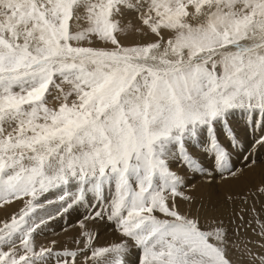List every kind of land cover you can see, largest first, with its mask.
I'll use <instances>...</instances> for the list:
<instances>
[{
	"label": "snow or ice",
	"instance_id": "6c2138e0",
	"mask_svg": "<svg viewBox=\"0 0 264 264\" xmlns=\"http://www.w3.org/2000/svg\"><path fill=\"white\" fill-rule=\"evenodd\" d=\"M259 148L264 0H0V264H126L129 242L137 264H264V204L226 223L191 183L239 180ZM81 204L73 246L37 243Z\"/></svg>",
	"mask_w": 264,
	"mask_h": 264
},
{
	"label": "rangeland",
	"instance_id": "374dc122",
	"mask_svg": "<svg viewBox=\"0 0 264 264\" xmlns=\"http://www.w3.org/2000/svg\"><path fill=\"white\" fill-rule=\"evenodd\" d=\"M241 130H242V128H240L238 131L240 132L241 135H243ZM193 143H195V142H193ZM247 147H248V145H246V148ZM190 151H192L193 155H195L205 167L211 166V161L201 154L199 148L190 147ZM256 158L260 161H264V148H259L258 150H256ZM232 163H234L236 167L242 166L241 165V157L236 155L235 152L233 153ZM176 164L177 163H172L173 166L171 165V167L174 171L179 172L181 175H187L189 177L192 176V173L188 172V170L186 168H183V167L179 166L178 164L177 165ZM263 174H264V164H260L251 170H246L244 176H242L239 180H237V182L239 181V183L241 184L240 187H239V185H237L238 187H236L233 184L234 181H230L229 183H226V184L217 183L214 185H208L206 183H201V178L198 175L192 180L195 181L194 182V184H196L195 189L212 191V192H219L220 190H226V191L230 192L232 195H237L236 197L233 196L234 201H235L234 204L231 202H229V203L224 202L223 204L217 203V206L219 208L218 214H231L232 215L233 208H235L238 211L241 207L246 206L243 203V200L245 198H247L248 201H251L253 203V200H252V193L253 192L252 193H249V192L245 193V192L248 190L253 191L254 190L253 188H256L262 181H264V175ZM261 178H262V180H261ZM243 193H245V194H243ZM192 194L196 196L198 201L202 200L198 196V194L195 192V190L193 191ZM217 194H220V193H217ZM57 195L58 194L56 192H53V193L48 195V199H49V197H52L50 200H55L56 199L55 197H57ZM263 199L264 198H260L259 200L261 201ZM258 203H261V202H258ZM56 206L58 207V204L49 205L48 210L52 211L54 214V210L57 208ZM22 207H23V204H22ZM259 208H257V209H259ZM78 212L79 213L81 212L80 216H78V214H76L74 217L73 214H75V212H74V208H73V209H70L66 214H64L63 217H57L56 219L50 221L47 228L41 234L36 236L37 243L48 245V244H50V242L52 240H56L58 242L57 247L65 246V245L73 246L72 245V238L76 237L77 234L72 235L69 233L67 236H65L64 234H61V233L65 232L64 231L65 228L68 229L70 226H73V225H74V227H76L77 221L81 220L84 217V215L87 214L86 206H82V205L78 206ZM246 216L251 217V214L249 213ZM70 222H72L73 225H70ZM225 222L227 223V220H225ZM74 227H72V229H68V230L69 231L70 230H78L79 231L78 227H76V228H74ZM89 227L92 228L94 232L98 231V233H99L98 239L95 241V243L97 245H98L97 241L98 242L101 241L103 243V245H107V244L115 242L111 238L112 234L115 237L119 236L118 235L119 233L115 232L113 230L112 226L110 224L105 223V222H100V223H97L95 225H92L90 223ZM114 234H116V235H114ZM137 255H138L137 249L134 246H132L131 242H129V252L124 257L126 264H137Z\"/></svg>",
	"mask_w": 264,
	"mask_h": 264
},
{
	"label": "bare ground",
	"instance_id": "6f19581e",
	"mask_svg": "<svg viewBox=\"0 0 264 264\" xmlns=\"http://www.w3.org/2000/svg\"><path fill=\"white\" fill-rule=\"evenodd\" d=\"M236 121H239L240 120V117L239 116H237L236 118ZM240 128H243V124L242 123H239L238 125H237V131L240 129ZM239 132V131H238ZM201 139H204V137L202 136L201 137ZM172 165V164H171ZM177 165V164H176ZM173 166V165H172ZM264 175V174H263ZM261 180H262V178H261ZM260 180V181H261ZM195 181L194 180H191V183H194ZM236 187H238L237 185H239V187L241 186V184L239 183V181L237 182V181H234V183H233ZM254 190L253 191H251V190H248V191H246L245 193H252V192H255V189L256 188H253ZM240 190V189H239ZM195 192L198 194V196L204 201V202H208L209 200H211V201H213V202H215L216 204L217 203H224L225 202V194L226 193H230V192H228V191H226V190H220L219 192H212V191H205V190H198V189H195ZM217 193H220V194H217ZM245 193H243V194H245ZM231 194V193H230ZM240 194V193H239ZM233 196H237V195H233ZM55 197V196H54ZM52 197H49V199H51ZM56 198V197H55ZM224 200V201H223ZM252 200H253V203H255V206H256V208H261V205L262 204H264V199L263 200H259V201H257V198L255 197V196H253L252 195ZM258 202H261V203H258ZM22 204H23V202L21 201V202H17V203H14L9 209H8V211L9 212H13V211H17L20 207H22ZM251 204H252V202L251 201H249V203L245 206V207H250L251 206ZM82 206H85V205H83V204H81ZM81 205H78V206H81ZM78 206H76V207H74V212H75V214H73V216L75 217V215L76 214H78V216H80V213L78 212ZM57 207V206H56ZM259 208V209H260ZM229 210V209H228ZM70 214V213H69ZM85 214V213H84ZM251 214V213H250ZM220 215H222L223 216V218L225 219V220H227L228 221V219L232 216L231 214H220ZM72 216V215H71ZM72 216V217H73ZM71 217V218H72ZM3 218V213L2 212H0V219H2ZM251 217H247V216H245V219L246 220H248V219H250ZM60 221V220H59ZM75 221V220H74ZM58 222V221H57ZM59 223V222H58ZM70 225H73L72 224V222H70ZM59 226V225H58ZM72 227H74V225L73 226H70L68 229H72ZM74 228H76V227H74ZM60 232V231H59ZM78 230H68L67 232H64V233H61V234H64L65 236H67L69 233L70 234H78ZM114 235H116V234H114ZM119 235V234H118ZM111 238L113 239V241H115V242H119L120 241V239H121V237H120V235L119 236H113V234H112V236H111ZM97 243H98V246H103V243L101 242V241H97ZM129 263V262H128Z\"/></svg>",
	"mask_w": 264,
	"mask_h": 264
}]
</instances>
